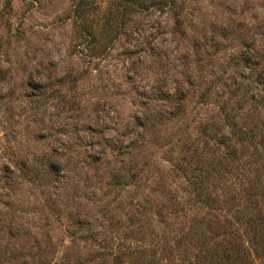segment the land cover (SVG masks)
Listing matches in <instances>:
<instances>
[{
  "label": "rangeland",
  "instance_id": "1",
  "mask_svg": "<svg viewBox=\"0 0 264 264\" xmlns=\"http://www.w3.org/2000/svg\"><path fill=\"white\" fill-rule=\"evenodd\" d=\"M141 1L0 0V264H264V0Z\"/></svg>",
  "mask_w": 264,
  "mask_h": 264
},
{
  "label": "trees",
  "instance_id": "2",
  "mask_svg": "<svg viewBox=\"0 0 264 264\" xmlns=\"http://www.w3.org/2000/svg\"><path fill=\"white\" fill-rule=\"evenodd\" d=\"M168 4H172L174 2V0H166ZM79 4H82V2L80 1ZM125 4H142V1L141 0H126ZM138 7V6H136ZM132 9H134V7H132ZM137 8H135L134 10H136ZM81 10L82 8H80L79 6L77 7L76 9V13H80L77 15V21H76V28L78 30H84L85 29V26L83 25L82 20H83V16L81 14Z\"/></svg>",
  "mask_w": 264,
  "mask_h": 264
}]
</instances>
